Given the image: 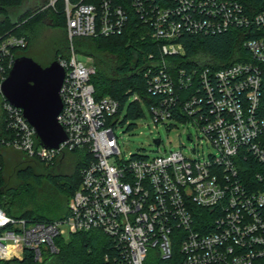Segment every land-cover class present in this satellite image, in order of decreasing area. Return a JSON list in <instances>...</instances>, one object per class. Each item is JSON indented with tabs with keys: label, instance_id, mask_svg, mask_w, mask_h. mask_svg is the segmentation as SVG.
Here are the masks:
<instances>
[{
	"label": "built area",
	"instance_id": "2783aa9c",
	"mask_svg": "<svg viewBox=\"0 0 264 264\" xmlns=\"http://www.w3.org/2000/svg\"><path fill=\"white\" fill-rule=\"evenodd\" d=\"M57 1L48 0L42 9ZM130 2L159 47V58L146 71L154 121L168 129L190 123L213 149L125 157L116 132L124 110L111 96L96 98L95 61L82 60L73 41L121 35L129 10L111 0H65L71 53L58 60L66 72L58 120L67 138L58 148L44 147L23 109L2 95L13 134L0 138V152L9 147L46 164L78 149L87 158L65 217L42 222L10 216L0 207V261L22 260L27 249L42 261L58 252V238L98 230L110 244L95 264H264V191L255 184L264 180V10L252 12L237 0ZM231 29L254 33L243 42L250 58L220 69L169 59L185 53L178 39L186 34ZM27 45L23 35L0 39V92L15 50ZM132 100L143 102L137 95ZM143 116L144 108L131 125ZM187 137L193 140L191 133ZM154 142L161 146L163 140Z\"/></svg>",
	"mask_w": 264,
	"mask_h": 264
},
{
	"label": "trees",
	"instance_id": "16d2710c",
	"mask_svg": "<svg viewBox=\"0 0 264 264\" xmlns=\"http://www.w3.org/2000/svg\"><path fill=\"white\" fill-rule=\"evenodd\" d=\"M24 1L0 0V39L9 34L23 35L28 39L26 48L15 50L17 58L28 54L29 46L42 26L61 27L67 32L65 0H58L55 7L42 9L43 6H40L28 10L16 15L17 20H14L13 12L18 10ZM45 1L47 4L48 0ZM101 1L70 0L73 4L83 2L97 5ZM111 1L129 10L125 31L121 35L109 37L75 38L73 46L76 52L90 56L95 61L97 72L92 82L96 89V98L104 96L115 98L119 101L121 110L127 109L125 119L134 122L137 111L143 110V103L147 106L155 103V96L148 90L146 71L159 58V47L151 36L152 29L140 19L130 0ZM237 1L252 12L264 10V0ZM253 36L254 33L241 29H231L216 34L207 32L197 35L186 34L178 39L184 44L185 53L169 59L179 66L190 67L202 64L220 69L239 61L242 56L250 58L243 47V42ZM51 48L55 52L51 62L60 58H68L71 53L68 34L62 40L55 39ZM151 54H153L152 59ZM50 63L42 65L47 66ZM135 95L139 96L143 102L131 100V97ZM3 101L4 97L0 92V138H9L13 133L8 130L5 122L2 110ZM9 149L12 148L2 147L0 152L2 165L0 207L10 216L32 218L42 222L65 217L69 212L68 202L81 182V170L87 158L85 152L79 149L65 151L54 163L46 164L29 158L23 153H14ZM7 155L9 162H7ZM64 165L69 166L70 173L69 169H63ZM6 166L10 178L4 174ZM44 177L48 183L58 186L64 196L68 197L67 203L65 197L62 199L65 209L55 218L40 213L39 207L29 205V200L34 199L35 191ZM255 184L257 188L264 191V180L255 181ZM7 198L10 200L8 201ZM109 244L110 239L101 231L79 232L58 238V252L50 254L42 261L36 260L32 251L27 249L22 260L0 261V264H95L102 262Z\"/></svg>",
	"mask_w": 264,
	"mask_h": 264
},
{
	"label": "rangeland",
	"instance_id": "374dc122",
	"mask_svg": "<svg viewBox=\"0 0 264 264\" xmlns=\"http://www.w3.org/2000/svg\"><path fill=\"white\" fill-rule=\"evenodd\" d=\"M45 0H25L24 3L18 10L13 12L14 20H17V16L28 10L36 9L37 7L44 6ZM67 35L66 29L57 27L53 28L49 25L42 26L36 37L33 39L29 46L27 56L34 58L40 64H48L53 59L55 52L51 48L55 39L62 40ZM70 40V39H69ZM53 50V51H52ZM82 60H86V56L80 54L79 56ZM55 61V60H54ZM53 62V61H52ZM133 97H131L132 100ZM143 108L145 111V116L137 121L136 126H132L129 119L123 120L116 129L117 135L119 136V143L125 157L128 158L131 154H141L155 156L160 153H164L165 150H177L182 149L187 155L200 154L202 155L203 150L209 152L213 149L206 142L203 144L198 136H202L200 131L195 128L190 123L176 122L175 125L168 129L165 124H157L146 104L143 103ZM127 109H124L122 118H125ZM192 134L193 140H188L187 135ZM161 138L163 143L161 146L155 144L154 139ZM184 145V146H183ZM196 149V150H193ZM14 153H22L16 149H9ZM7 155V162L8 161ZM69 165V164H68ZM64 170L69 169V166L64 165ZM71 170L69 169V173ZM5 176L10 178L8 168L6 166ZM39 187L36 189L34 194V199L29 200V205L31 207H39L41 209L40 213L44 215L55 218L58 214L65 209V204L63 203V198L65 197L66 203L68 202V197L60 191V188L55 184L48 183L46 177H44ZM9 201L10 199L7 198ZM6 201V200H5ZM67 205V204H66ZM70 206V200L68 202V209ZM55 218L54 220H56ZM50 253H46L44 258H48Z\"/></svg>",
	"mask_w": 264,
	"mask_h": 264
},
{
	"label": "water",
	"instance_id": "95a60500",
	"mask_svg": "<svg viewBox=\"0 0 264 264\" xmlns=\"http://www.w3.org/2000/svg\"><path fill=\"white\" fill-rule=\"evenodd\" d=\"M65 75L58 60L43 66L34 58L23 55L16 59L1 84L2 95L23 109L40 144L46 148H58L67 138L58 120L63 108L61 88ZM156 143L159 144L160 140L157 139Z\"/></svg>",
	"mask_w": 264,
	"mask_h": 264
}]
</instances>
